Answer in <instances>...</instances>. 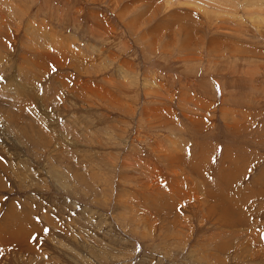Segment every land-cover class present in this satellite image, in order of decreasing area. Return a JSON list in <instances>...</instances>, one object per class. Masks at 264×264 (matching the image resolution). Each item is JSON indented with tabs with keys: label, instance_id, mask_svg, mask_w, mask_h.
<instances>
[{
	"label": "rangeland",
	"instance_id": "374dc122",
	"mask_svg": "<svg viewBox=\"0 0 264 264\" xmlns=\"http://www.w3.org/2000/svg\"><path fill=\"white\" fill-rule=\"evenodd\" d=\"M0 264H264V0H0Z\"/></svg>",
	"mask_w": 264,
	"mask_h": 264
}]
</instances>
